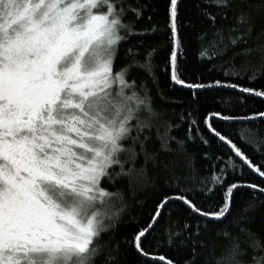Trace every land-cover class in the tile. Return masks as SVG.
Instances as JSON below:
<instances>
[{
    "label": "snow or ice",
    "instance_id": "1",
    "mask_svg": "<svg viewBox=\"0 0 264 264\" xmlns=\"http://www.w3.org/2000/svg\"><path fill=\"white\" fill-rule=\"evenodd\" d=\"M211 3L216 14L207 10L202 14L209 24L205 35L212 39L207 47L202 45L200 57L215 63L229 51L233 60L251 55L253 49L244 46L255 29L254 13L264 11V0L258 5L252 0ZM142 8L129 5L128 0H0V264H97L100 258L104 264H121L111 251L104 256V246L98 243L124 211L123 207L113 211L115 201L123 204V195L109 189L124 182L130 188L142 186L149 165L162 170L167 186L180 194L165 193L147 227L128 241L144 264H175L144 247L168 204L179 203L197 220L193 226L186 218L178 231L166 228L168 246L176 245L185 252L182 264H210L202 252L208 247L202 234L227 220L240 189H251L254 196L264 194V187L254 183L224 187L225 169L240 168L231 156L219 173L213 164L211 176L198 179L193 158L186 151L187 141L172 134L181 124L161 122L144 83L130 78L137 71L153 74L156 50L143 54L142 40L131 43L129 37L149 35L156 27L140 32L131 22L125 23L129 13L140 19ZM167 12L171 51L166 71L173 87L193 90L194 99L199 95L196 90L213 87L264 98V90L235 83L186 82L180 65L178 0H169ZM198 39L203 41L204 36ZM122 41L130 45L125 51L128 62L117 70ZM238 47L242 51L236 52ZM262 70L264 63L259 67L245 63L240 69L230 63L224 76L242 77L251 72V81ZM210 116L234 122L240 127L241 141L264 146V139L247 127L248 122L264 117V112L251 116L216 112ZM185 119L180 116V121ZM187 119L186 137L192 140V125L197 121L191 119V113ZM205 125L247 169L264 177V170L229 136L217 131L209 118ZM196 135H200L198 128ZM201 141L205 147L210 143L203 136ZM169 156L174 158L169 160ZM203 159H210L207 152ZM190 190L206 197L222 191L223 199L205 210L184 194ZM240 232L243 238L230 236L227 230L217 232L228 243L219 257L212 256L211 264H264V239L243 228Z\"/></svg>",
    "mask_w": 264,
    "mask_h": 264
},
{
    "label": "trees",
    "instance_id": "2",
    "mask_svg": "<svg viewBox=\"0 0 264 264\" xmlns=\"http://www.w3.org/2000/svg\"><path fill=\"white\" fill-rule=\"evenodd\" d=\"M254 5L259 4V0H252ZM168 3L169 0H128V4L133 7H141L142 15L140 19H136L135 15L129 13L125 17V23L131 22L136 31L143 32L156 27L154 33L143 37H129L131 43H137L142 40L141 52L146 54L144 50L155 49L152 57L153 74L147 75L143 71L132 73L137 84L144 83L150 97L153 108L159 113L161 122L179 123L181 127L173 131V135L177 138L185 139L186 151L193 158L194 167L197 172V178L210 177L212 169L210 165H216V172L219 173L221 167H225L224 161L233 159V164L240 165V168H226L224 179L227 184L230 183H254L264 187V177L258 176L256 173L247 169L242 161L226 146H221L222 142L213 138L205 125V119L209 118V122L221 134L229 136L241 151L257 166L264 170V146H253L239 138L240 127L234 122L220 120L216 116H210V113L219 112L223 115H254L264 112V98L252 96L250 93H240L237 89H226L213 87L211 89L196 90L199 95L194 99L190 89H183L180 86L173 87L167 68V59L170 55L171 44L169 43L170 30L168 29ZM202 10H207L212 14H216L217 8L211 3V0H178V35L181 40L182 55L180 57V65L182 78L189 83L214 84L216 80L222 83H235L239 87H250L256 90H264V70H262L255 80H249L251 72L244 73L243 76H224L225 68L234 64L240 69L242 64L249 63L251 66L259 67L264 63V11L254 13L255 29L251 38L244 47L253 49L251 55L236 56L232 59L233 52L229 51L223 59L217 58L215 63L208 60L207 57L201 58L199 53L203 47H207L212 39L208 32L209 24L202 14ZM149 17L151 19L149 20ZM231 20L228 21L231 24ZM220 27V24H217ZM227 33V28H225ZM204 36L203 41L198 39ZM128 41H122L119 46V56L116 60L115 67L117 70L128 61L125 60V51L129 47ZM242 49L238 47L236 52ZM223 65V67H222ZM191 113V119L197 121L196 125H192V136L194 139L187 140L188 133V116ZM186 119L180 121V116ZM264 117H259L255 122H248L247 127L257 136L264 139ZM199 129L200 135H196V129ZM201 136L209 140V145L205 147L202 144ZM248 136V133H245ZM175 147V145H173ZM207 152L210 159H203V153ZM216 157L221 159L217 160ZM174 157L169 156L171 160ZM139 167V165H137ZM243 170V175L241 174ZM147 182L142 186H133L130 188L126 182L119 183L110 191H121L123 195V204L115 201L113 211L121 207L124 211L120 214L118 220L111 223L114 226L107 233H102L98 240L100 245L104 246V256L111 251L112 255L117 257L121 264H144V258L140 257L134 246L128 241L132 239L134 234L142 227H147L149 217L153 214L156 203L162 199L164 194L177 195L178 191L169 188L165 183L167 177L162 170H157L151 165L148 166ZM108 187L107 183L104 185ZM198 186V185H197ZM190 187V185H185ZM219 188V186H217ZM185 195L193 198L195 203L210 210L218 202L222 201V191H217L214 195L205 196L204 193L188 191ZM247 209V211H245ZM169 213L171 219L169 220ZM195 226L196 219H193L188 213L184 212L179 203L173 202L168 204L164 210L163 217L155 226V230L144 241L146 250L151 251L153 255H163L166 258L182 264L185 252L178 250L176 245L169 247L167 244V236L165 229L170 231H178L183 225L185 219ZM237 221V222H234ZM106 224L110 223L105 221ZM251 232L257 237L264 239V194L256 193L253 195L251 189H240L235 193L232 203L231 214L227 220L218 224L210 233H204L201 239L207 244V248L202 250L203 255L208 257L211 264L213 255L219 257L221 252L225 250L228 238L222 235L217 237V232L227 230L230 236L240 235L243 233L240 229ZM213 246L215 251L213 253ZM97 264H104L103 258L97 260ZM163 264V262H157Z\"/></svg>",
    "mask_w": 264,
    "mask_h": 264
}]
</instances>
